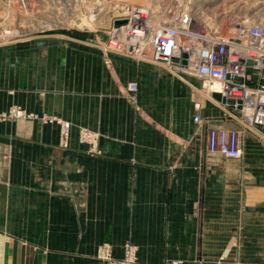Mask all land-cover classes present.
Wrapping results in <instances>:
<instances>
[{"label":"crops","instance_id":"0c3cea01","mask_svg":"<svg viewBox=\"0 0 264 264\" xmlns=\"http://www.w3.org/2000/svg\"><path fill=\"white\" fill-rule=\"evenodd\" d=\"M80 44L13 59L23 108L77 127L63 150L56 128L0 123V264H99L125 242L136 264H264V143L207 152L210 128L235 125L200 80ZM13 101L0 93V111Z\"/></svg>","mask_w":264,"mask_h":264},{"label":"built area","instance_id":"2783aa9c","mask_svg":"<svg viewBox=\"0 0 264 264\" xmlns=\"http://www.w3.org/2000/svg\"><path fill=\"white\" fill-rule=\"evenodd\" d=\"M121 19L127 23L112 28L103 46L106 52L197 78L220 109V119L235 125L210 128L207 152L241 159L240 133L264 143V26L243 25L238 35L208 31L184 12L153 24L147 9L131 6L124 8ZM129 90L135 91L136 86L130 84ZM213 93L224 102L213 100ZM193 122L202 124L203 120L195 114ZM136 253V247L125 242L116 258L110 245L104 243L96 259L99 264H136Z\"/></svg>","mask_w":264,"mask_h":264},{"label":"rangeland","instance_id":"374dc122","mask_svg":"<svg viewBox=\"0 0 264 264\" xmlns=\"http://www.w3.org/2000/svg\"><path fill=\"white\" fill-rule=\"evenodd\" d=\"M126 6L147 9L153 24L184 12L208 31L231 34L237 25L264 26V0H0V93L14 99L0 111V123L40 122L50 128L51 136L56 128L59 148L67 149L77 126L60 115H40L23 108L22 98L16 97L23 87L17 81L12 86L6 81L17 71L13 59L24 51H37L36 55L46 51L48 56L55 53L66 58L80 42L90 44L94 40L99 41L94 46L103 49L113 23L123 20ZM77 137L80 144L91 147L86 138L93 137V133L86 127H78Z\"/></svg>","mask_w":264,"mask_h":264},{"label":"water","instance_id":"95a60500","mask_svg":"<svg viewBox=\"0 0 264 264\" xmlns=\"http://www.w3.org/2000/svg\"><path fill=\"white\" fill-rule=\"evenodd\" d=\"M126 21L125 20H116L114 23H113V27L114 28H118L120 26H123V25H126ZM211 98L217 102H224V100L221 98V96L217 93H213L211 95Z\"/></svg>","mask_w":264,"mask_h":264},{"label":"bare ground","instance_id":"6f19581e","mask_svg":"<svg viewBox=\"0 0 264 264\" xmlns=\"http://www.w3.org/2000/svg\"><path fill=\"white\" fill-rule=\"evenodd\" d=\"M125 21H126V20H125ZM239 28H240V26L237 25V26L235 27V30L233 29L234 32H232V34H234V35H238ZM229 29L232 30V27L228 28V30H229ZM230 30H229V31H230Z\"/></svg>","mask_w":264,"mask_h":264}]
</instances>
